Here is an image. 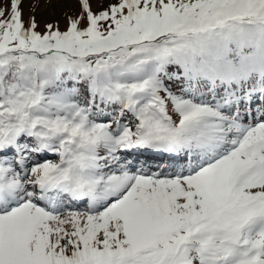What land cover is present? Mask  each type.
Here are the masks:
<instances>
[{
	"label": "snow or ice",
	"instance_id": "snow-or-ice-1",
	"mask_svg": "<svg viewBox=\"0 0 264 264\" xmlns=\"http://www.w3.org/2000/svg\"><path fill=\"white\" fill-rule=\"evenodd\" d=\"M23 2L0 7V264H264V0H78L43 31Z\"/></svg>",
	"mask_w": 264,
	"mask_h": 264
},
{
	"label": "rangeland",
	"instance_id": "rangeland-1",
	"mask_svg": "<svg viewBox=\"0 0 264 264\" xmlns=\"http://www.w3.org/2000/svg\"><path fill=\"white\" fill-rule=\"evenodd\" d=\"M8 3L9 0H0V7L6 8ZM95 7L96 5L93 3V8L95 9ZM22 12L25 23L30 16L35 17L39 24V31L44 30L46 22L56 21L59 22V26L63 30L66 26V16L75 17L80 12V7L78 0H53L51 3H46L45 0H24ZM48 159L58 161V156L53 155Z\"/></svg>",
	"mask_w": 264,
	"mask_h": 264
}]
</instances>
